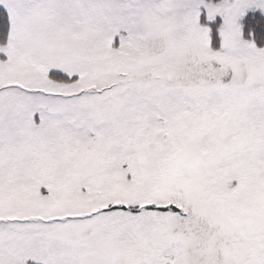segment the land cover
I'll use <instances>...</instances> for the list:
<instances>
[{
  "label": "snow or ice",
  "instance_id": "6c2138e0",
  "mask_svg": "<svg viewBox=\"0 0 264 264\" xmlns=\"http://www.w3.org/2000/svg\"><path fill=\"white\" fill-rule=\"evenodd\" d=\"M0 264H264V0H0Z\"/></svg>",
  "mask_w": 264,
  "mask_h": 264
}]
</instances>
